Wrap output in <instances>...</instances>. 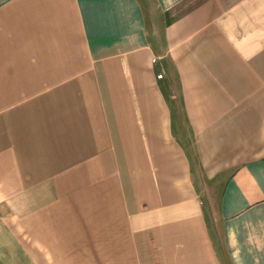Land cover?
<instances>
[{"label": "crops", "instance_id": "obj_1", "mask_svg": "<svg viewBox=\"0 0 264 264\" xmlns=\"http://www.w3.org/2000/svg\"><path fill=\"white\" fill-rule=\"evenodd\" d=\"M0 264H264V0H0Z\"/></svg>", "mask_w": 264, "mask_h": 264}, {"label": "built area", "instance_id": "obj_2", "mask_svg": "<svg viewBox=\"0 0 264 264\" xmlns=\"http://www.w3.org/2000/svg\"><path fill=\"white\" fill-rule=\"evenodd\" d=\"M155 60V59H154Z\"/></svg>", "mask_w": 264, "mask_h": 264}]
</instances>
